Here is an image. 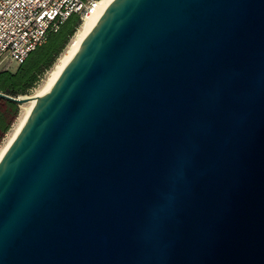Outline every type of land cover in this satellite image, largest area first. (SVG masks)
<instances>
[{"label": "water", "instance_id": "water-1", "mask_svg": "<svg viewBox=\"0 0 264 264\" xmlns=\"http://www.w3.org/2000/svg\"><path fill=\"white\" fill-rule=\"evenodd\" d=\"M0 264H264V0H112L0 159Z\"/></svg>", "mask_w": 264, "mask_h": 264}, {"label": "built area", "instance_id": "built-area-1", "mask_svg": "<svg viewBox=\"0 0 264 264\" xmlns=\"http://www.w3.org/2000/svg\"><path fill=\"white\" fill-rule=\"evenodd\" d=\"M98 0H0V68L14 70L72 14L82 20Z\"/></svg>", "mask_w": 264, "mask_h": 264}, {"label": "trees", "instance_id": "trees-1", "mask_svg": "<svg viewBox=\"0 0 264 264\" xmlns=\"http://www.w3.org/2000/svg\"><path fill=\"white\" fill-rule=\"evenodd\" d=\"M81 18L72 14L55 32H50L46 41L31 51L26 60L16 67V72L10 70L0 72V91L10 95L26 93L28 88L38 82L44 71L52 66L57 54L65 47L68 39L80 25ZM9 104L15 102L1 98ZM6 128L4 118L0 116V131Z\"/></svg>", "mask_w": 264, "mask_h": 264}, {"label": "bare ground", "instance_id": "bare-ground-1", "mask_svg": "<svg viewBox=\"0 0 264 264\" xmlns=\"http://www.w3.org/2000/svg\"><path fill=\"white\" fill-rule=\"evenodd\" d=\"M112 2V0H98L97 9L94 10L92 13L85 15L82 18V21L72 37L70 38L69 42L67 43L64 50L60 53L55 63L52 65L50 70L47 73L45 80L43 81L40 88L30 97H25L27 95L22 94L21 97L30 98L28 101L20 103V111L17 118V121L11 131L8 133L6 140L4 143L0 145V159L13 142L16 134L20 130L21 126L25 122L27 116L30 114L32 108L36 104V97L41 96L48 92L52 87L53 83L61 73L63 67L69 62L73 53L79 47L81 42L84 40L88 32L94 26L98 18L101 16L102 12L105 8Z\"/></svg>", "mask_w": 264, "mask_h": 264}, {"label": "rangeland", "instance_id": "rangeland-1", "mask_svg": "<svg viewBox=\"0 0 264 264\" xmlns=\"http://www.w3.org/2000/svg\"><path fill=\"white\" fill-rule=\"evenodd\" d=\"M76 29H75V31H76ZM72 35L70 36V38L72 37ZM70 38L68 39L67 43L69 42ZM67 43H66V45H67ZM66 45H65V47H66ZM64 48L62 49V51L64 50ZM61 52H59L57 54V56H56L53 64L55 63V61L57 60V58H58V56L60 55ZM51 67L52 66H50L49 68H47L44 71V74H42L41 78L38 80V82H36L35 84L31 85L28 88L27 92L26 93H23V94L28 95V96L33 95L40 88V86L42 85V83L45 80V78L47 76V73H48V71L50 70ZM5 70H7V69H5L3 67L0 68V72L1 71H5ZM10 71H11V73L12 72L13 73L16 72V70H14V68L12 70H10ZM20 95H22V94H20ZM15 96H17V95H15ZM19 111H20V104H18V103L9 104V103H7L6 100L0 98V116H2L4 118V121L6 123V128L4 130L0 131V145L2 143H4V141L6 140V137H7L8 133L14 127V125H15V123L17 121L18 115H19Z\"/></svg>", "mask_w": 264, "mask_h": 264}]
</instances>
